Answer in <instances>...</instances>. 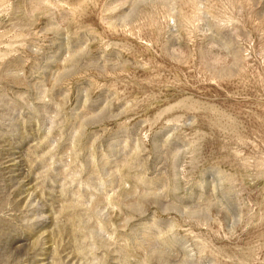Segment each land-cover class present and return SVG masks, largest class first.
Wrapping results in <instances>:
<instances>
[{
    "label": "rangeland",
    "instance_id": "rangeland-1",
    "mask_svg": "<svg viewBox=\"0 0 264 264\" xmlns=\"http://www.w3.org/2000/svg\"><path fill=\"white\" fill-rule=\"evenodd\" d=\"M0 264H264V0H0Z\"/></svg>",
    "mask_w": 264,
    "mask_h": 264
}]
</instances>
